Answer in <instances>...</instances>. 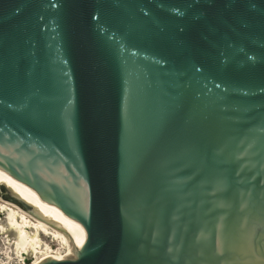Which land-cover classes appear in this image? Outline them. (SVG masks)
Wrapping results in <instances>:
<instances>
[{
    "label": "water",
    "instance_id": "water-1",
    "mask_svg": "<svg viewBox=\"0 0 264 264\" xmlns=\"http://www.w3.org/2000/svg\"><path fill=\"white\" fill-rule=\"evenodd\" d=\"M0 185L39 264H264V0H0Z\"/></svg>",
    "mask_w": 264,
    "mask_h": 264
},
{
    "label": "rangeland",
    "instance_id": "rangeland-1",
    "mask_svg": "<svg viewBox=\"0 0 264 264\" xmlns=\"http://www.w3.org/2000/svg\"><path fill=\"white\" fill-rule=\"evenodd\" d=\"M0 191L2 192V186L0 185ZM3 203H10L6 199L2 198L0 196V205ZM4 229V230H2ZM28 233H31V236L38 240L35 244V251L30 250L31 248L25 249H16L15 245H12L13 242L16 243V238L18 237V234H15L12 232L10 227L7 224L6 220V214L4 212H0V263L3 264H9L13 262L14 260H17L21 257L26 258L30 264H33V262L37 261L41 257L47 256V255H63V256H71L72 250L70 248L63 244L61 240L50 237L49 235H43L38 234L36 230H32L31 228L27 230ZM7 232V233H6ZM39 235V236H37ZM39 237V239H38ZM7 240H11L9 242V245H4ZM10 261V262H9Z\"/></svg>",
    "mask_w": 264,
    "mask_h": 264
},
{
    "label": "bare ground",
    "instance_id": "bare-ground-1",
    "mask_svg": "<svg viewBox=\"0 0 264 264\" xmlns=\"http://www.w3.org/2000/svg\"><path fill=\"white\" fill-rule=\"evenodd\" d=\"M0 212H4V214H6V220H7V224L10 227V229L12 230V232H14L15 234H18L17 238H16V243L13 242L12 245H15L16 249H27V248H31L30 250H34L35 251V246L37 244H35L38 240L34 239L31 236V233H28L27 230H29L30 228L33 230H36V232H38V234H43V235H49L50 237H55L59 240H61V242L65 245H67L70 250H74V248L76 247V243L72 241V243L65 237L63 236L60 232L48 227L47 225H45L42 222H39L37 220H35L33 217L29 216L28 214H26L25 212H23L19 207H17L15 204L12 203H3L0 205ZM4 230V229H2ZM7 233V232H6ZM39 236V235H37ZM39 239V237H38ZM11 243V240H7V242L4 243V245H9V242ZM35 245V246H34ZM73 254H71L72 256ZM69 256V257H71ZM67 256H63V255H47L44 257H41L40 259H38L37 261L33 262V264H39L40 262H42L43 260L47 259V258H53V259H58V258H69ZM3 264V263H0Z\"/></svg>",
    "mask_w": 264,
    "mask_h": 264
},
{
    "label": "built area",
    "instance_id": "built-area-1",
    "mask_svg": "<svg viewBox=\"0 0 264 264\" xmlns=\"http://www.w3.org/2000/svg\"><path fill=\"white\" fill-rule=\"evenodd\" d=\"M30 263L28 262V260L26 258L21 257V258H19L17 260H14L13 262H11L9 264H30Z\"/></svg>",
    "mask_w": 264,
    "mask_h": 264
},
{
    "label": "flooded vegetation",
    "instance_id": "flooded-vegetation-1",
    "mask_svg": "<svg viewBox=\"0 0 264 264\" xmlns=\"http://www.w3.org/2000/svg\"><path fill=\"white\" fill-rule=\"evenodd\" d=\"M1 193V192H0Z\"/></svg>",
    "mask_w": 264,
    "mask_h": 264
}]
</instances>
